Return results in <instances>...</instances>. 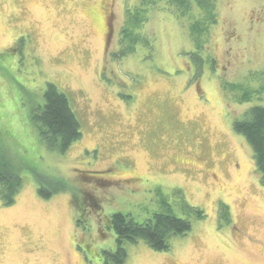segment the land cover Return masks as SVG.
Here are the masks:
<instances>
[{"label":"rangeland","instance_id":"rangeland-1","mask_svg":"<svg viewBox=\"0 0 264 264\" xmlns=\"http://www.w3.org/2000/svg\"><path fill=\"white\" fill-rule=\"evenodd\" d=\"M139 1L0 0V158L23 175L15 203L0 200V264H107L111 214L143 221L166 202L183 217L181 196L207 216L167 251L125 242L123 264H264V185L233 128L264 105V0H218L202 68L188 22L164 3L138 29L152 51L121 54ZM47 82L82 124L67 152L47 148L30 116ZM246 87L252 101L236 100ZM55 176L67 188L43 196Z\"/></svg>","mask_w":264,"mask_h":264},{"label":"trees","instance_id":"trees-1","mask_svg":"<svg viewBox=\"0 0 264 264\" xmlns=\"http://www.w3.org/2000/svg\"><path fill=\"white\" fill-rule=\"evenodd\" d=\"M158 3H164L173 10L180 19L188 22L190 36L195 45L194 58L198 68H202L208 56L204 55L209 41L211 29L218 22V0H140L126 13V23L121 33V54L133 52L141 43L152 51L155 36L151 33L138 32L150 16V8ZM234 88L240 86L233 84ZM264 89V87H263ZM241 96L232 95L240 102H251L256 91L246 87ZM237 92V91H235ZM39 103V104H38ZM31 109V119L40 130V139L51 150L67 152L71 146L83 136L82 124L73 109L65 92L52 82H47L42 100ZM233 128L243 135L250 143L260 181L264 185V105L253 104L233 121ZM58 186L53 192L45 191L40 183L39 191L45 197H50L58 189H66L67 184L55 176ZM23 185V175L19 167L11 160L0 158V200L10 206L15 203ZM182 191L179 190V194ZM165 210L157 211L151 218L139 221L130 214L114 212L109 217L110 228L116 235L117 249L107 251V264H123L127 257L125 242H136L143 239L156 251L170 249V239L175 235H185L193 229L194 221L203 220L206 212L187 202L184 196L178 201L183 217L171 210V204L164 202ZM228 207L221 203V213L226 214ZM229 210V209H228ZM108 223V222H107Z\"/></svg>","mask_w":264,"mask_h":264},{"label":"flooded vegetation","instance_id":"flooded-vegetation-1","mask_svg":"<svg viewBox=\"0 0 264 264\" xmlns=\"http://www.w3.org/2000/svg\"><path fill=\"white\" fill-rule=\"evenodd\" d=\"M107 226H108V224H107Z\"/></svg>","mask_w":264,"mask_h":264}]
</instances>
